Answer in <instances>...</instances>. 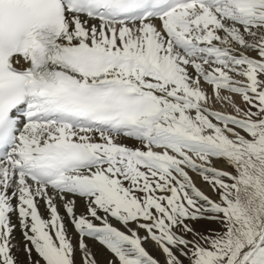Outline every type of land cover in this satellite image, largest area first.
Returning <instances> with one entry per match:
<instances>
[{
    "label": "snow or ice",
    "instance_id": "snow-or-ice-1",
    "mask_svg": "<svg viewBox=\"0 0 264 264\" xmlns=\"http://www.w3.org/2000/svg\"><path fill=\"white\" fill-rule=\"evenodd\" d=\"M17 231L28 264H264V0H0V264Z\"/></svg>",
    "mask_w": 264,
    "mask_h": 264
},
{
    "label": "bare ground",
    "instance_id": "bare-ground-1",
    "mask_svg": "<svg viewBox=\"0 0 264 264\" xmlns=\"http://www.w3.org/2000/svg\"><path fill=\"white\" fill-rule=\"evenodd\" d=\"M209 91H211L209 89ZM223 95H228V93H222ZM234 100L237 104H239L240 106L243 105L241 98L238 95H234ZM213 108L215 110H220V111H224V112H229L232 113L233 109L231 108L230 105H226L220 102H216L213 104ZM234 114V113H233ZM218 167H225L223 164H217ZM229 171L231 169H228ZM191 174V173H190ZM194 181L196 182L197 186L200 187L202 190H204L206 193L210 194V195H214L211 193V189L208 187V185L203 182L198 176H196L195 174H192ZM82 210V209H81ZM112 223L114 224V226L116 227H122V225H120L117 221L112 220ZM70 229H71V225H69ZM72 236H73V242L75 243L76 241V234L74 231L71 232ZM140 235L141 236H145V232L144 230H140ZM16 237V241L18 243V250L14 249V251L16 252V255L19 259V264H28L27 261V257L24 253V243H23V237L21 236L20 232L17 231L15 234ZM87 243L91 246L92 250L96 253V258L99 262V264H106L107 260L112 259V255L111 253H109L105 248H103L101 245H98V242H95L91 239H87ZM147 251H149L150 254L154 255L155 257L159 258V254L157 251V246L150 240L148 239L144 245H143ZM156 247V248H155ZM33 256H35V253H33ZM77 262L78 264H80V255L79 252H77Z\"/></svg>",
    "mask_w": 264,
    "mask_h": 264
},
{
    "label": "rangeland",
    "instance_id": "rangeland-1",
    "mask_svg": "<svg viewBox=\"0 0 264 264\" xmlns=\"http://www.w3.org/2000/svg\"><path fill=\"white\" fill-rule=\"evenodd\" d=\"M241 107H245V105L243 104ZM194 227H196L198 230H204L208 227H214V225H210V224H207V223H204V222H200L198 224H195ZM118 228H121V230H124L123 227H118ZM145 232V231H144ZM146 234V232H145ZM147 235V234H146ZM188 238H191L190 236ZM154 243V242H153ZM155 244V243H154ZM99 245V244H98ZM103 247V246H102ZM104 248V247H103ZM156 248V247H155ZM157 251H158V256L160 258V260L162 261L163 260V256L162 254L159 252L158 248H156ZM112 255V254H111Z\"/></svg>",
    "mask_w": 264,
    "mask_h": 264
}]
</instances>
